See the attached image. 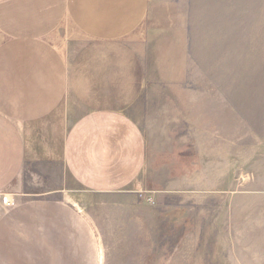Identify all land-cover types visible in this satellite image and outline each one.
I'll return each mask as SVG.
<instances>
[{
	"label": "rangeland",
	"instance_id": "rangeland-1",
	"mask_svg": "<svg viewBox=\"0 0 264 264\" xmlns=\"http://www.w3.org/2000/svg\"><path fill=\"white\" fill-rule=\"evenodd\" d=\"M188 2L186 85L144 82L138 68L121 90H95L87 61L101 44L58 38L81 83L71 106L121 110L145 142L122 190L86 191L65 174L54 199L81 221L85 264H264V0Z\"/></svg>",
	"mask_w": 264,
	"mask_h": 264
},
{
	"label": "crops",
	"instance_id": "crops-1",
	"mask_svg": "<svg viewBox=\"0 0 264 264\" xmlns=\"http://www.w3.org/2000/svg\"><path fill=\"white\" fill-rule=\"evenodd\" d=\"M188 4L0 0V264L88 262L78 253L74 207L54 199L65 174L86 191L109 193L126 188L145 163L142 131L126 113L81 114L71 106L81 83L72 80L58 38L74 50L81 38L101 44L87 61L95 90H121L138 68L144 82L186 85ZM32 178L47 189L27 188Z\"/></svg>",
	"mask_w": 264,
	"mask_h": 264
},
{
	"label": "built area",
	"instance_id": "built-area-1",
	"mask_svg": "<svg viewBox=\"0 0 264 264\" xmlns=\"http://www.w3.org/2000/svg\"><path fill=\"white\" fill-rule=\"evenodd\" d=\"M7 201H8L7 199H4V202H5V203H7Z\"/></svg>",
	"mask_w": 264,
	"mask_h": 264
}]
</instances>
